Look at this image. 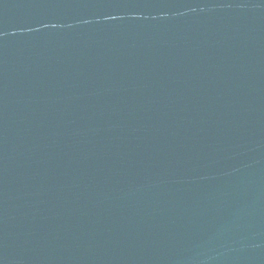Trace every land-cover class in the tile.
Here are the masks:
<instances>
[{"label":"water","instance_id":"obj_1","mask_svg":"<svg viewBox=\"0 0 264 264\" xmlns=\"http://www.w3.org/2000/svg\"><path fill=\"white\" fill-rule=\"evenodd\" d=\"M0 264H264V0H0Z\"/></svg>","mask_w":264,"mask_h":264}]
</instances>
